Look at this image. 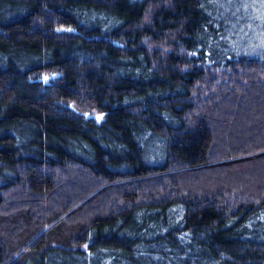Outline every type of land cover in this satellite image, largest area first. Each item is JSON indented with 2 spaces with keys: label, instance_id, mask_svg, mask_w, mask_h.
<instances>
[{
  "label": "trees",
  "instance_id": "16d2710c",
  "mask_svg": "<svg viewBox=\"0 0 264 264\" xmlns=\"http://www.w3.org/2000/svg\"><path fill=\"white\" fill-rule=\"evenodd\" d=\"M258 3L0 0V264H264Z\"/></svg>",
  "mask_w": 264,
  "mask_h": 264
},
{
  "label": "rangeland",
  "instance_id": "374dc122",
  "mask_svg": "<svg viewBox=\"0 0 264 264\" xmlns=\"http://www.w3.org/2000/svg\"><path fill=\"white\" fill-rule=\"evenodd\" d=\"M250 7L249 8L252 10V13H253V14H251V19L254 22L253 26L255 28L253 30L254 31L253 35L254 36L256 35V40H257L258 47H260V46L264 47V4L258 3V4H255L253 6H250ZM248 126H250V125H248ZM217 174L221 178L225 177V175H227L223 171H218ZM206 175H208V173ZM206 175L204 177H202V179L197 178L194 181L193 185H191V186L198 187V186H204L205 184H208L209 183L208 182L209 181L208 178H210V177H208ZM242 180L244 181V183L242 182L243 184L239 183L237 180H232V179H230V180L226 179L225 181H223V183H225L224 186L226 188H230L231 187L230 184H232V183L241 184L242 187H245V188H247V187L250 188L251 187L250 184H252L251 182H253V181H250L249 178H247V180H246V177H243ZM239 181H240V179H239ZM213 185L217 186L218 184L217 183H213ZM190 189H193V188H190ZM227 197H230V195H228V194L225 195V198H227ZM242 198L243 197H241V196L237 197V199H240V200Z\"/></svg>",
  "mask_w": 264,
  "mask_h": 264
}]
</instances>
